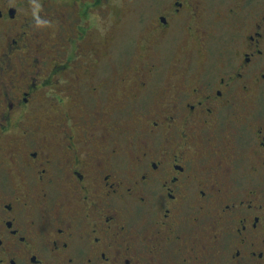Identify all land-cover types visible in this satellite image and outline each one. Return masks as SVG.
Segmentation results:
<instances>
[{"label":"flooded vegetation","instance_id":"af4514ba","mask_svg":"<svg viewBox=\"0 0 264 264\" xmlns=\"http://www.w3.org/2000/svg\"><path fill=\"white\" fill-rule=\"evenodd\" d=\"M111 1L0 0V264H264V14L159 0L109 80Z\"/></svg>","mask_w":264,"mask_h":264},{"label":"rangeland","instance_id":"374dc122","mask_svg":"<svg viewBox=\"0 0 264 264\" xmlns=\"http://www.w3.org/2000/svg\"><path fill=\"white\" fill-rule=\"evenodd\" d=\"M159 0H114L109 3V7L101 12H105L102 20L98 24V28L93 30L90 35L93 47L97 48L104 56L103 62L107 64V76L109 80L119 79L120 65L125 68L136 65L141 66V63L147 59L148 53L142 46L146 35V27L152 16L157 11L156 3ZM170 0H165L168 3ZM247 12L251 16H247L248 20H252L254 14L262 12L264 14V0H247ZM241 0H203L206 7V30L210 35L218 37L223 42L231 36L232 30L229 26L228 18H226V11L228 7L234 4H239ZM256 12V13H255ZM103 37H107L112 43L106 49L102 47ZM116 40L121 41L117 45ZM195 41V37L186 35L184 31L179 38V46L174 50L173 60L181 55L180 51L190 47ZM182 42V43H181ZM226 47L228 43L225 44ZM117 46V47H115ZM220 48L223 45L220 44ZM174 61H170L168 68L165 71V80L168 78L173 70L170 67ZM264 98V96H263ZM136 120V117H135ZM125 125L131 127L133 124V117L128 116L124 119Z\"/></svg>","mask_w":264,"mask_h":264}]
</instances>
